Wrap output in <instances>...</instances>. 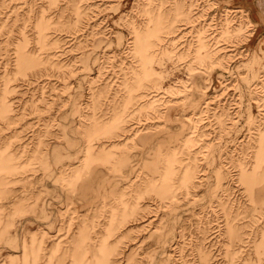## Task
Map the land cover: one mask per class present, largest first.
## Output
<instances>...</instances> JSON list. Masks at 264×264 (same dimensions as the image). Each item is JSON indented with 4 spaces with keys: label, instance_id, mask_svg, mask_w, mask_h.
Returning a JSON list of instances; mask_svg holds the SVG:
<instances>
[{
    "label": "rangeland",
    "instance_id": "rangeland-1",
    "mask_svg": "<svg viewBox=\"0 0 264 264\" xmlns=\"http://www.w3.org/2000/svg\"><path fill=\"white\" fill-rule=\"evenodd\" d=\"M0 264H264V0H0Z\"/></svg>",
    "mask_w": 264,
    "mask_h": 264
},
{
    "label": "bare ground",
    "instance_id": "bare-ground-1",
    "mask_svg": "<svg viewBox=\"0 0 264 264\" xmlns=\"http://www.w3.org/2000/svg\"><path fill=\"white\" fill-rule=\"evenodd\" d=\"M256 60H258V59H256ZM258 62V61H257ZM194 142V140H193V136H191L190 138H189V143H193ZM191 178V173L189 172V171H187V173H186V178H185V182H186V184H188L187 183V181H189V179ZM186 186V185H185Z\"/></svg>",
    "mask_w": 264,
    "mask_h": 264
}]
</instances>
